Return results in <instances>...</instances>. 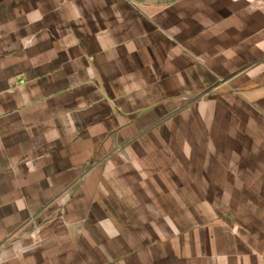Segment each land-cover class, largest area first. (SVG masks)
Returning a JSON list of instances; mask_svg holds the SVG:
<instances>
[{
	"label": "crops",
	"instance_id": "crops-1",
	"mask_svg": "<svg viewBox=\"0 0 264 264\" xmlns=\"http://www.w3.org/2000/svg\"><path fill=\"white\" fill-rule=\"evenodd\" d=\"M190 126L216 150L174 153ZM254 142L264 0H0V264H264L173 193L228 189Z\"/></svg>",
	"mask_w": 264,
	"mask_h": 264
},
{
	"label": "rangeland",
	"instance_id": "rangeland-1",
	"mask_svg": "<svg viewBox=\"0 0 264 264\" xmlns=\"http://www.w3.org/2000/svg\"><path fill=\"white\" fill-rule=\"evenodd\" d=\"M163 130H169V128ZM172 133L177 140L166 145H171L173 152L178 153V155L181 152H190L200 156L199 153L201 152L216 150V142H211L212 139L211 141H203L196 137L197 134L201 133L210 134V136L212 134L216 135V127L200 128L190 126L188 128L189 140L185 138L187 134L185 128L173 127ZM238 155L240 157L237 158L236 165L232 164L231 166L233 174L223 176L221 180H218L217 176H208L210 179L212 178L211 183L216 182L228 189H219L218 186L216 189L187 192L174 191L173 193L177 195L176 197L187 194L195 202L203 203V205L189 208L194 213L199 212V214H204L206 217L218 215L227 220L229 225L237 230L251 231L253 234H264V143L241 144ZM191 160L200 163L206 162L210 166L213 162L216 164V158L206 159L205 161L192 158L188 161L191 162ZM182 161L184 159L182 160L181 156L173 160L172 182L180 183L186 181L187 177L189 182H196L197 178L202 177L180 173L184 168L178 163H182ZM230 163L233 162L230 161ZM158 177L161 178L162 175L158 174ZM180 209L177 208V210Z\"/></svg>",
	"mask_w": 264,
	"mask_h": 264
},
{
	"label": "built area",
	"instance_id": "built-area-1",
	"mask_svg": "<svg viewBox=\"0 0 264 264\" xmlns=\"http://www.w3.org/2000/svg\"><path fill=\"white\" fill-rule=\"evenodd\" d=\"M250 1H254V0H250Z\"/></svg>",
	"mask_w": 264,
	"mask_h": 264
}]
</instances>
